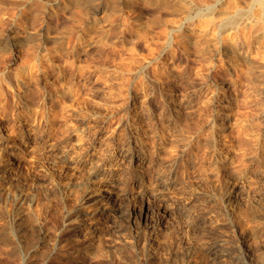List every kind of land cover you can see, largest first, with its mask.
Wrapping results in <instances>:
<instances>
[{
    "label": "rangeland",
    "instance_id": "1",
    "mask_svg": "<svg viewBox=\"0 0 264 264\" xmlns=\"http://www.w3.org/2000/svg\"><path fill=\"white\" fill-rule=\"evenodd\" d=\"M100 1L105 11L96 13L95 0H0V264L263 263V4L222 0L189 25V9L218 0ZM239 9L249 10L240 29L245 57L205 31L206 22ZM41 66L48 77L32 78L30 69ZM135 110L155 134L171 133L162 144L152 138L146 156L133 160L144 162V180L125 165L117 170L133 196L118 200V214L102 221L82 252L65 225L99 204L88 202L96 188L113 184L107 131H120ZM213 118L227 126L223 171L209 144L222 133ZM28 128L51 133L49 150L36 140L14 149ZM159 171L178 196L174 208L150 192Z\"/></svg>",
    "mask_w": 264,
    "mask_h": 264
},
{
    "label": "bare ground",
    "instance_id": "2",
    "mask_svg": "<svg viewBox=\"0 0 264 264\" xmlns=\"http://www.w3.org/2000/svg\"><path fill=\"white\" fill-rule=\"evenodd\" d=\"M221 1L222 0H218L216 4H209V5H207V6L203 7V8L193 7L191 9H189L188 15H187V17L185 19V22L187 24L191 25V24L194 23V21L200 15H203L204 13L211 14L213 12V10L216 9L217 4H220ZM252 1H253L252 2L253 4H257V3L263 4V6H262L263 7L262 21L264 22V3L262 2V0H252ZM102 4H103L102 1H100V0L96 1L95 0V2H92L89 5V7L91 9L95 10V12L97 13L99 11H103ZM105 8H106V6H105ZM248 12H249L248 9H244V10L243 9H239V10L234 11V13L232 15L228 16L225 19H222L221 21H217V20L214 21L213 20L211 22H206V24H207L206 26H208V27H206L207 29L205 28L206 29L205 31H208L211 35H214V34L218 33V37H219L218 40H217L218 44L221 43V46L224 47V48H227L228 50H237L239 52V54H241V55H243L245 57V56H247L246 41L242 37L243 35L240 33L241 32L240 29H241V25H243L242 23H244V20H245V18L247 16ZM182 27H183V25L182 26L171 25V30H180V29H182ZM45 55H46V53H44V51H43L41 56H45ZM241 55H239V56H241ZM46 59L49 60V56H47ZM29 72H30V75H31L32 78L35 77V78L44 80L46 77H48L47 70L44 67H42V66L38 67L36 69H30ZM44 85H45L44 87H46V88L48 87L47 83H45ZM219 88L220 87L218 85V89ZM222 89H225V88L222 86ZM129 92L128 93L130 94V96L131 95L133 96L134 90L131 89ZM128 103H129V101H128ZM136 110H138V109H136ZM136 110H135V112L133 114H130V115H128V116H126L125 118L122 119L121 124H120L122 126V129H121L122 132H121V130L118 131L116 128H112L110 131H107V136H106L108 138L107 140L110 141L111 146L113 147V150H114V152L111 154V157H108V161H109L108 168H111L109 174L112 175V178H114L113 181H112L113 184H110L106 188H96L95 189V191L89 196V199H88L89 201L88 202L92 203L93 206H95V203L98 204V202H99V204L95 208L93 207L94 209H92V210H87V208L90 209L89 206H87L86 210L83 211V212H81L82 211V209H81L80 213L78 212L76 214V216L80 215V217H82V220L80 222L77 221V222H79L78 224L77 223L74 224L73 221H74L75 218H73V219L71 218L72 220L68 219L69 220V221H67L68 223H66V225L64 224L65 227H67L69 230L71 229L73 231V236L71 235L72 238H71V242H70L71 247H73L75 249H78V250H81L82 252H86V250H88L89 247L91 248L92 243H93V241L95 239V236L97 235V232L99 230V227H100V224L102 223V221L106 220L109 217L111 218V216H116L118 214L117 213L118 212V208H117L118 207L117 206L118 200L121 199V198L125 199V197H128V196H130L133 193L131 191V187H130V184H131L130 181L131 180L130 179L126 180V182L123 181L124 183L121 182L120 178H117L118 173H119L117 170L120 167H122L123 165H125V167H124L125 170H127L128 173H130L132 175V178L134 180L135 179L144 180V175L142 174V172H140L138 170L140 168L142 169V167L145 165L144 162L142 161V163L139 166H136L133 163V160L135 159L136 156L138 158L139 157L140 158L141 157L144 158L146 156L147 151L150 150L149 149L150 148L149 145L151 144V139L152 138H154L153 141H156L158 144H162L163 140H166V137L169 136V134L171 133V131L168 130V128H167V129H164V131L160 135L157 134V133L155 134L154 133L155 131L149 130L148 129L149 127L148 128L145 127L147 125H145V123L143 121L140 122L138 120L140 118L141 114H139L140 111H136ZM147 116H148V114H147ZM144 119H146V118H144ZM19 125L27 126V121L21 122ZM213 125L214 126H219L220 125V127H221L220 129H222V133L220 132V134H213L212 136H210L208 138H209V144L211 145V147H212V149L214 151V154H213L214 164L219 170L223 171V170H225V168L228 165L227 162H228L229 155H230V151H228V148H227V145H226L227 142L222 137L223 134L227 133V131H226L227 126H226L224 121L219 122L218 119H214ZM259 125H260V127L262 129H264V119L260 122ZM77 126H78V123H77ZM85 128H87V126ZM4 129H5V122H4V120L2 118H0V132H3ZM28 130H29V132L25 134V137L23 136L25 140L24 139H23V141L14 140V143H13L14 149L19 150V151H23V150H25V147H26L27 143L36 140L39 144H40V142H44L46 144V149L49 150L48 145H49V142H50V139H51V136H52L49 131H46L44 129V131L38 132L37 131L38 129H36V128H33V129L32 128H28ZM76 130H77V128H76ZM77 132H80V131L78 130ZM94 132H96V131H94ZM77 135L79 137V133ZM153 141H152V144L154 143ZM177 141H178V139H177ZM50 144L53 147L56 146L55 143H53V142L50 143ZM152 144H151V146H152ZM37 148L39 149V145L38 146L35 145V147H33V150H36ZM41 148H42V146H41ZM52 148H50V149H52ZM259 153H260V155L262 157H264V144L260 146ZM169 163L171 165V161H169L168 164ZM173 163L174 162H172V164ZM158 165H157V167H158ZM171 167H172V165H171ZM175 167H176V165H175ZM228 168H229V165H228ZM153 169H155V168L153 167ZM159 169H160V165H159ZM167 169H169V168H167ZM161 171H163V170H161ZM104 175L106 176L107 174L105 173ZM148 182H149V180H148ZM171 186H172V182L170 180V177L167 176V175H164L163 173H161L159 171L157 176L155 174V178L150 183V188H149V189H151L150 192H152V195L154 196V198L162 200L161 203H162L163 207H165L167 209H171V208H174V207L177 206V200H178L177 197L178 196L175 195L176 193L174 194L171 191ZM106 190H111L112 193L109 196H107L105 194ZM148 194H151V193H148ZM132 196H133V194H132ZM132 196H130V197L132 198ZM135 196H136V194H135ZM148 198L150 200V197H148ZM148 198H146V199H148ZM151 199H153V198H151ZM122 201H124V200H122ZM121 206H123V204ZM120 208H122V207H120ZM148 208H150V207H148ZM97 212L99 214L97 216H95L94 214L97 213ZM71 216H72V213H71ZM42 244H44V243H41V245ZM208 248L211 251L215 252V253L217 251H219L218 250L219 248H216L215 244L212 245V246H209ZM225 251H227V250H225ZM81 255H82L81 257H85L86 256V255L84 256L83 253ZM233 255H235V254H233ZM74 256H76V255L74 254ZM240 257L241 258H247V255H246V253H242V256H240ZM73 259L75 260V258H73ZM241 260L243 261V259H241ZM261 264H264V261H263V263L261 262Z\"/></svg>",
    "mask_w": 264,
    "mask_h": 264
}]
</instances>
